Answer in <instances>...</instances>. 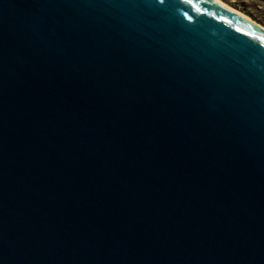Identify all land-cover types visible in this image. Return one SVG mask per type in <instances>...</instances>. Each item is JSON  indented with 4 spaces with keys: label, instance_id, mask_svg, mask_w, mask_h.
I'll return each mask as SVG.
<instances>
[{
    "label": "water",
    "instance_id": "obj_1",
    "mask_svg": "<svg viewBox=\"0 0 264 264\" xmlns=\"http://www.w3.org/2000/svg\"><path fill=\"white\" fill-rule=\"evenodd\" d=\"M0 264H264V28L0 0Z\"/></svg>",
    "mask_w": 264,
    "mask_h": 264
},
{
    "label": "rangeland",
    "instance_id": "obj_2",
    "mask_svg": "<svg viewBox=\"0 0 264 264\" xmlns=\"http://www.w3.org/2000/svg\"><path fill=\"white\" fill-rule=\"evenodd\" d=\"M264 24V0H222Z\"/></svg>",
    "mask_w": 264,
    "mask_h": 264
},
{
    "label": "bare ground",
    "instance_id": "obj_3",
    "mask_svg": "<svg viewBox=\"0 0 264 264\" xmlns=\"http://www.w3.org/2000/svg\"><path fill=\"white\" fill-rule=\"evenodd\" d=\"M217 1L220 2L221 4H223L224 6L230 8L231 10H233L234 12H236L237 14H239L240 16L245 17L246 19L250 20L251 22H253L255 24H258L260 27L264 28V24H262L261 22H259L256 19H254L253 17L242 13L237 8H235L234 6L232 7L229 3L225 2V1H222V0H217Z\"/></svg>",
    "mask_w": 264,
    "mask_h": 264
},
{
    "label": "snow or ice",
    "instance_id": "obj_4",
    "mask_svg": "<svg viewBox=\"0 0 264 264\" xmlns=\"http://www.w3.org/2000/svg\"><path fill=\"white\" fill-rule=\"evenodd\" d=\"M189 2H190V0H189ZM185 15H187V14H185Z\"/></svg>",
    "mask_w": 264,
    "mask_h": 264
}]
</instances>
